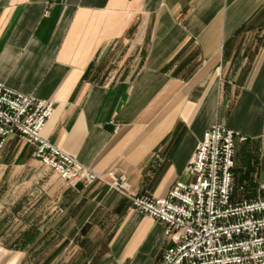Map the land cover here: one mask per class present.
<instances>
[{
    "label": "crops",
    "instance_id": "0c3cea01",
    "mask_svg": "<svg viewBox=\"0 0 264 264\" xmlns=\"http://www.w3.org/2000/svg\"><path fill=\"white\" fill-rule=\"evenodd\" d=\"M0 82L51 101L41 137L95 173L123 175L132 195L190 183L186 166L215 124L246 139L233 168L241 195L264 186V0H0ZM76 191L84 220L60 223V252L40 257L34 232L1 242L0 264L161 261L164 224L102 184ZM96 209L113 229L69 238Z\"/></svg>",
    "mask_w": 264,
    "mask_h": 264
},
{
    "label": "built area",
    "instance_id": "2783aa9c",
    "mask_svg": "<svg viewBox=\"0 0 264 264\" xmlns=\"http://www.w3.org/2000/svg\"><path fill=\"white\" fill-rule=\"evenodd\" d=\"M53 109L51 101L0 82V156L18 137L68 185L105 184L126 197L136 211L164 224L170 246L158 264H264V186L246 198L244 187L234 184L236 144L246 140L238 131L212 125L186 166L190 183L175 182L162 198L139 196L123 175L95 173L41 137Z\"/></svg>",
    "mask_w": 264,
    "mask_h": 264
},
{
    "label": "rangeland",
    "instance_id": "374dc122",
    "mask_svg": "<svg viewBox=\"0 0 264 264\" xmlns=\"http://www.w3.org/2000/svg\"><path fill=\"white\" fill-rule=\"evenodd\" d=\"M237 145L235 154L237 149L240 154L241 148ZM4 147L0 156V243L16 247V243H19L17 239L20 238V243H23L36 232V249L41 253L40 257L53 252L55 255L61 251V246L57 245L67 232L60 229V223L80 226L79 223L84 220L82 217L86 207L82 201L86 194L76 190L85 187L70 186L57 177L35 158L34 147L18 137L9 139ZM102 188L116 192L105 184ZM110 215L109 210L96 209L88 217L94 221L83 230H69V238L76 232L77 237L107 234L113 229L104 223L111 218ZM90 246L85 245L84 250L88 251Z\"/></svg>",
    "mask_w": 264,
    "mask_h": 264
}]
</instances>
